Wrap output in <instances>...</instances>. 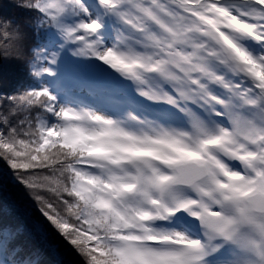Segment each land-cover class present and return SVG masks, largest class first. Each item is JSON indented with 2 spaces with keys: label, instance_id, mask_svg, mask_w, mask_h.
I'll return each mask as SVG.
<instances>
[{
  "label": "snow or ice",
  "instance_id": "6c2138e0",
  "mask_svg": "<svg viewBox=\"0 0 264 264\" xmlns=\"http://www.w3.org/2000/svg\"><path fill=\"white\" fill-rule=\"evenodd\" d=\"M0 264H264V0H0Z\"/></svg>",
  "mask_w": 264,
  "mask_h": 264
},
{
  "label": "trees",
  "instance_id": "16d2710c",
  "mask_svg": "<svg viewBox=\"0 0 264 264\" xmlns=\"http://www.w3.org/2000/svg\"><path fill=\"white\" fill-rule=\"evenodd\" d=\"M15 191L11 188L7 189L6 191H0V204L4 201L11 202L15 198Z\"/></svg>",
  "mask_w": 264,
  "mask_h": 264
}]
</instances>
